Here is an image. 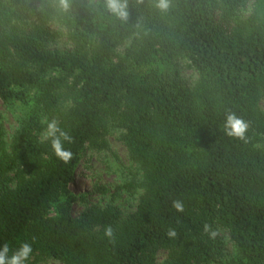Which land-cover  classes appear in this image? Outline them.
I'll use <instances>...</instances> for the list:
<instances>
[{"label":"trees","instance_id":"obj_1","mask_svg":"<svg viewBox=\"0 0 264 264\" xmlns=\"http://www.w3.org/2000/svg\"><path fill=\"white\" fill-rule=\"evenodd\" d=\"M157 4L127 0L119 19L105 0H69L67 11L58 0H0L1 102L36 89L42 111L72 137L68 164L50 140H32L29 126L0 158V245L30 243L28 264H159L160 252L165 264H210L205 224L227 236L232 264H264V0ZM57 28L71 51L46 50ZM177 61L196 74L193 86L176 71L138 73ZM228 113L247 123L244 140L225 134ZM106 120L124 131L143 194L127 216L97 206L75 216L68 188L86 146L107 147Z\"/></svg>","mask_w":264,"mask_h":264},{"label":"rangeland","instance_id":"obj_2","mask_svg":"<svg viewBox=\"0 0 264 264\" xmlns=\"http://www.w3.org/2000/svg\"><path fill=\"white\" fill-rule=\"evenodd\" d=\"M88 4H97L102 0H85ZM249 3L252 0H244ZM55 38L45 45L48 51L67 53L72 50V45L67 40L62 29H55ZM130 41L125 42L118 53L123 54ZM150 69H155L163 78L170 79L174 72L178 73V80L183 86L191 87L196 81V74L185 67L182 61L165 65H153L141 68L138 73L144 74ZM50 77L57 76L55 73ZM24 100L12 101L4 104L0 100V158L3 153H9L13 138L17 132L29 126L31 138L41 142V134L46 128L42 123L44 118L51 121L54 119L48 113L42 111V103L39 100L36 89L23 88ZM68 102V101H67ZM261 109L264 112V100L261 101ZM38 121L42 131L34 129V123ZM108 135L107 147L99 150L92 146H86L81 161V166L73 174V182L68 188L69 195L77 200L72 206L73 214L79 215L89 206L100 208L113 207L123 216L135 211L143 191L141 189L142 171L139 166L129 158L128 151L122 143L124 131L115 122L107 121ZM57 214V204L53 205L51 215ZM212 239L213 256L210 264H232L234 254L227 236L217 233ZM159 264H165L166 256L160 252L157 257ZM43 264H57L47 262Z\"/></svg>","mask_w":264,"mask_h":264},{"label":"clouds","instance_id":"obj_3","mask_svg":"<svg viewBox=\"0 0 264 264\" xmlns=\"http://www.w3.org/2000/svg\"><path fill=\"white\" fill-rule=\"evenodd\" d=\"M58 6L60 9L67 11L69 9V0H58ZM105 7L119 19H126L128 16L127 0H105ZM157 7L161 10H167L169 0H158ZM42 123L46 124V128L41 134V142L50 140L51 148L56 158L64 164L70 163L73 153L70 149L65 148L64 144L65 142L72 143V137L59 127L56 119L49 121L47 118H44ZM247 127V123L243 119L238 118L234 113L226 115L224 121L226 135L244 140ZM172 207L177 212L184 211V204L180 200H174ZM204 231L209 234L210 238H215L217 234L215 231H211L210 226L207 224L204 225ZM104 235L111 240L114 235L111 226L105 228ZM166 235L169 238H176L177 232L175 229H169ZM32 252V245L27 242L21 243L15 251L10 249L8 243H4L0 245V264H28Z\"/></svg>","mask_w":264,"mask_h":264}]
</instances>
